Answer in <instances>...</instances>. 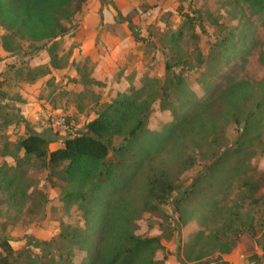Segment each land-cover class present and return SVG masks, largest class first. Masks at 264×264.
<instances>
[{
    "label": "trees",
    "instance_id": "trees-1",
    "mask_svg": "<svg viewBox=\"0 0 264 264\" xmlns=\"http://www.w3.org/2000/svg\"><path fill=\"white\" fill-rule=\"evenodd\" d=\"M244 1L254 16L264 19V0ZM84 2L0 0L3 51L15 55L26 44L32 52L47 53L49 68H61L59 41L70 33ZM234 45V36L227 34L218 45L220 58L235 51ZM259 62L264 67V54ZM176 65H165L163 80L141 77L138 88L118 93L83 132L55 139L50 131L49 138L27 131L25 138L3 144L0 157L15 162L0 165V194L7 210L19 214L28 205L31 213H44L47 196L27 175L36 163L57 183L58 204L75 208L82 226H62L57 239L36 255L29 249L13 250L8 238L0 236V264H74L76 253L84 256L79 264H163L155 260L162 249L159 239L137 236L135 225L145 214L161 213L174 194L177 229L193 220L201 228L183 247L184 264H203L228 254L241 235L258 233L261 223L250 210L262 197L256 198L259 188L250 175L248 150L264 130V80L237 81L236 66L223 74L225 67L219 66L213 76L217 84H203L204 96L198 98L185 87L183 77L169 73ZM49 68L28 73L31 81L49 74ZM0 99H6L2 92ZM156 103L172 121L160 131H150ZM231 126L236 136L230 143L226 134ZM56 140L61 148L50 151L49 144ZM201 162L203 171L183 186L180 177ZM236 181L247 189L246 197L228 203Z\"/></svg>",
    "mask_w": 264,
    "mask_h": 264
},
{
    "label": "rangeland",
    "instance_id": "rangeland-1",
    "mask_svg": "<svg viewBox=\"0 0 264 264\" xmlns=\"http://www.w3.org/2000/svg\"><path fill=\"white\" fill-rule=\"evenodd\" d=\"M164 2L157 0L156 4H143L140 8L143 19H135L137 12H131L127 25L119 22L118 17L114 18L113 27L130 26L127 37L131 45H127L126 52H118L114 56L107 53L109 60L100 65L98 71H95L97 67L94 63L101 56L99 51L76 61L78 46L83 42L99 41L93 28L102 27L96 18L86 24L80 12L72 19L70 33L59 41L58 55L62 61L58 66L61 68H49V58L45 51L32 52L26 44H22L20 52L15 54L17 58L0 75V92L6 96L5 100L0 99V105H5L0 111V149L8 141L16 142L25 138L27 131L45 137H48L47 132L50 131L55 139L83 132L85 125L96 118L102 107L112 102L116 94L122 93H115L114 82L124 80L128 88H138L140 85L137 77L163 80L167 63L171 66L177 64L169 73L183 77L185 87L198 98L204 96L203 84H217V78L213 76L219 66H223L222 69L225 67L222 74L236 66L233 76L237 81L264 80V67L259 62L260 54H264V19L254 16L244 0H178L172 12L153 11L154 7ZM84 24L88 25V30ZM178 33L181 34L180 38L176 37ZM227 34L234 36L235 51L232 49L230 55L220 58L222 49L218 45L223 43ZM71 59L73 63H70ZM45 60L48 64H43ZM214 62L219 63L216 68L212 66ZM46 67L50 70L49 74L44 73L31 81V74L28 73L37 69L45 71ZM94 77L98 79L97 82ZM26 84H42L39 96L47 98L61 112L47 113L36 124H20L16 119L20 115L15 112L20 104L16 103L18 101L14 97L21 96L20 90ZM58 120L63 121L68 130H60L55 126L53 122ZM170 121L171 115L159 111L156 103L148 128L150 131H160ZM235 136V127H229L226 134L228 141L231 143ZM56 141L49 144L50 151L61 148L62 145ZM248 155L250 175L259 188L256 198L262 197L259 205L252 207L250 212L262 227L254 237L241 235L228 254L215 256L203 264H264V130L260 141L254 142L248 150ZM3 162L10 166L15 164L13 159L0 157V165ZM204 166L205 163L201 162L186 171L180 177L181 184L189 186ZM27 175L36 190L47 196L44 213L33 214L28 205L19 214L8 211L0 194V236L8 238L13 250L29 249L36 255L49 247L51 240L57 239L62 226L81 227L82 221L75 208L67 210L58 204L60 190L57 183L47 179V172L39 164L30 166ZM233 185L226 202L240 203L241 199H245L247 189L240 188L238 181ZM177 196L173 195L161 213L145 214L135 225L137 236L159 239L162 249L156 252L155 260L163 261V264H184L181 256L183 247L188 244L190 235L201 229L195 220L177 229L172 207ZM244 202L250 208L249 200ZM83 257V254L76 253L74 264H79Z\"/></svg>",
    "mask_w": 264,
    "mask_h": 264
},
{
    "label": "crops",
    "instance_id": "crops-1",
    "mask_svg": "<svg viewBox=\"0 0 264 264\" xmlns=\"http://www.w3.org/2000/svg\"><path fill=\"white\" fill-rule=\"evenodd\" d=\"M156 1L157 0H85L80 13L82 16H84L86 24L88 23V21H94L96 18L99 21L98 23L102 25V27L93 28V32L95 33L94 35L99 36V41L88 43L83 42L82 45L78 46V49L76 50V61L86 59L88 56H91V53H96L97 51H99L101 52V56L99 60L94 63L97 67L95 68V71H98L100 65L109 60V57H107L109 56V54L111 56H114L118 52H126L127 45H131L129 38L127 37L128 31H130V26L128 25V27H113L114 18L118 17L119 22L122 21L124 25H127V22L130 20L128 19V16L131 12L136 11L137 15L135 19H143L142 11L140 10L141 6L145 3L150 5L156 4ZM164 1L165 2L163 5L158 4L157 7H154L153 11L162 10V12H172V8L175 6V3L178 0ZM86 24H84V28L88 30V25ZM2 35L3 31L0 29V37ZM120 35H123L124 37L121 38L119 37ZM107 53L109 54L107 55ZM16 58V55L7 54L6 52H4L0 44V75L5 73L7 66H9L11 64L10 62H13ZM46 60L43 64H48ZM70 63H73L72 59L70 60ZM94 78L97 82L98 79L96 77ZM137 78L138 81L141 77ZM125 83L126 82L124 80L114 82L115 93L123 92L128 89V86H125ZM41 86L42 84L23 85L21 88L22 90H20V94L22 97L20 95L19 97H14L15 101H18L16 103L20 104L19 109H15V112L20 115L18 121L20 124H22L23 122H31V124H36V121H42V119L45 118V114L47 113L58 114L61 112L58 106L54 107L52 104H50V101H48L47 98L42 99L39 96V90L41 89ZM86 86L88 87V85ZM4 106L5 105H1L2 109L5 108ZM9 109L14 110V108L12 107H10ZM57 142L61 144L60 141Z\"/></svg>",
    "mask_w": 264,
    "mask_h": 264
},
{
    "label": "built area",
    "instance_id": "built-area-1",
    "mask_svg": "<svg viewBox=\"0 0 264 264\" xmlns=\"http://www.w3.org/2000/svg\"><path fill=\"white\" fill-rule=\"evenodd\" d=\"M55 126H57L60 130H68V126L65 125V123L61 120H58V121H54L53 122Z\"/></svg>",
    "mask_w": 264,
    "mask_h": 264
}]
</instances>
